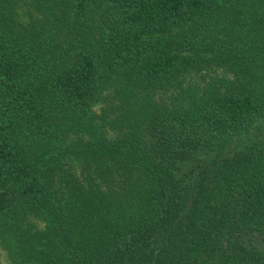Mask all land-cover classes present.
<instances>
[{
    "label": "trees",
    "instance_id": "obj_1",
    "mask_svg": "<svg viewBox=\"0 0 264 264\" xmlns=\"http://www.w3.org/2000/svg\"><path fill=\"white\" fill-rule=\"evenodd\" d=\"M263 120L264 0H0V252L264 264Z\"/></svg>",
    "mask_w": 264,
    "mask_h": 264
},
{
    "label": "rangeland",
    "instance_id": "obj_2",
    "mask_svg": "<svg viewBox=\"0 0 264 264\" xmlns=\"http://www.w3.org/2000/svg\"><path fill=\"white\" fill-rule=\"evenodd\" d=\"M220 75H222V72L216 69H205L200 72L195 71L192 74L190 73L188 76L184 77V79L179 84V87L174 86L158 92L156 101L170 106L169 109L172 113L178 111V108L190 109L192 104H194L199 98L203 86H205V84L211 79H215ZM254 126L255 124L249 129H253ZM260 126L258 125L253 131L250 132H246L247 130H242L236 133L234 137L229 140L228 147L233 149L236 146H240L241 144L248 141L260 140L259 142H262L261 140L264 138V126ZM0 264H8L5 255L1 252Z\"/></svg>",
    "mask_w": 264,
    "mask_h": 264
}]
</instances>
